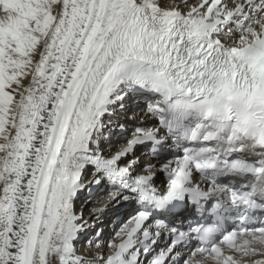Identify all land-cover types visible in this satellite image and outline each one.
Instances as JSON below:
<instances>
[{"label": "snow or ice", "instance_id": "obj_1", "mask_svg": "<svg viewBox=\"0 0 264 264\" xmlns=\"http://www.w3.org/2000/svg\"><path fill=\"white\" fill-rule=\"evenodd\" d=\"M145 262L264 264V0H0V264Z\"/></svg>", "mask_w": 264, "mask_h": 264}, {"label": "bare ground", "instance_id": "obj_2", "mask_svg": "<svg viewBox=\"0 0 264 264\" xmlns=\"http://www.w3.org/2000/svg\"><path fill=\"white\" fill-rule=\"evenodd\" d=\"M132 109H133V108L130 109L129 114H131V113H133V112L137 113L136 110H132ZM148 119H150V118H148ZM135 120H136V119H135ZM135 120H131V121H129V120H127L126 115H124V114H120V122L126 124V127H127L128 131H130V130L132 129V127H133V125H134V124H133V121H135ZM136 121H141V119L138 118ZM141 125L148 126V122H147V121H146V123H145V122H141ZM118 142H119V141H117V138H116V137H113V142H112L111 144H104V145H102V147H103V149H104V153H105V155H108V154H109V153H108V148H109V147H111L112 150L114 151V150L117 148L116 145L118 144ZM136 155H137V156H140L141 160L144 158L143 155L141 156V154L139 153V151H137ZM131 158H132V157H129V159H131ZM137 170H139V169H137ZM93 199L95 200V199H97V198L94 197ZM80 203H82V201L77 203V210H78V208H79V206H80ZM94 206H95L94 203H89V204L86 205L85 210H84L85 217L88 216V213H89L90 209H91L92 207H94ZM129 210H130V209H127V210H121V212L119 213V215H121V216L124 218V215H125ZM78 211H79V210H78ZM113 219H114V217L112 216V213H105L104 216L102 217L103 223H100L99 221L97 222V227H100V228L103 229V233H102V235H101V237H100L101 242H102L103 239L106 238V234L110 232V229H111L110 227H111V225H113ZM121 220L123 221V219H121ZM122 221H121V222H122ZM118 225H119V224L116 223L114 226L116 227V226H118ZM94 231H95V230H90L89 233H88L85 237H82L81 240L77 243V247H78V249H80V251H81L83 254H85V255H90V254H92L93 252L97 251V249H96V247H95V244H93L91 247H88V245H87V243H86L87 236H92L93 233H94ZM112 235H113V234L108 235L109 238L106 240V242H107L109 239L112 238ZM103 241H104V240H103ZM103 245H104V249H105L106 244H104V242H103ZM106 251H107V250H106Z\"/></svg>", "mask_w": 264, "mask_h": 264}, {"label": "rangeland", "instance_id": "obj_3", "mask_svg": "<svg viewBox=\"0 0 264 264\" xmlns=\"http://www.w3.org/2000/svg\"><path fill=\"white\" fill-rule=\"evenodd\" d=\"M80 207V206H79ZM78 210H79V208H78Z\"/></svg>", "mask_w": 264, "mask_h": 264}]
</instances>
